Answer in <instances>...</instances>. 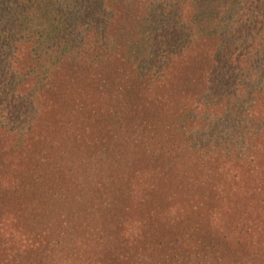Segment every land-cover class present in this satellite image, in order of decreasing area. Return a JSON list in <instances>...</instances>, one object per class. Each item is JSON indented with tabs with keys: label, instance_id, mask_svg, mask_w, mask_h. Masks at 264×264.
<instances>
[{
	"label": "trees",
	"instance_id": "obj_1",
	"mask_svg": "<svg viewBox=\"0 0 264 264\" xmlns=\"http://www.w3.org/2000/svg\"><path fill=\"white\" fill-rule=\"evenodd\" d=\"M251 72L264 0H0V264H264Z\"/></svg>",
	"mask_w": 264,
	"mask_h": 264
},
{
	"label": "rangeland",
	"instance_id": "obj_2",
	"mask_svg": "<svg viewBox=\"0 0 264 264\" xmlns=\"http://www.w3.org/2000/svg\"><path fill=\"white\" fill-rule=\"evenodd\" d=\"M247 76L248 77H247L246 84H248V88H247L248 91H245V90L241 91L239 89L238 90H239V99L241 100L239 104L244 109H246V111H248L247 113H245L243 117H245V119L249 121L251 119H256L255 117H258L260 115L264 116V92H262V94H259L260 95L259 97L258 96L252 97V95H250L254 92V90H256L257 88L262 86V84H264V75H261V73L257 74V73L251 72V73H248ZM256 98L258 100H256ZM231 102L235 103L236 100L233 99ZM254 102L256 103V109L251 110L252 109L251 106L254 104ZM223 123L228 125L230 122L228 120H225ZM189 124L192 125L193 120H191ZM262 142L264 143V138Z\"/></svg>",
	"mask_w": 264,
	"mask_h": 264
}]
</instances>
